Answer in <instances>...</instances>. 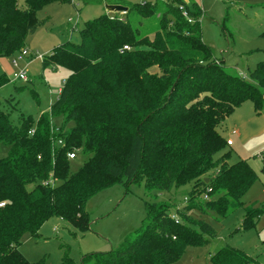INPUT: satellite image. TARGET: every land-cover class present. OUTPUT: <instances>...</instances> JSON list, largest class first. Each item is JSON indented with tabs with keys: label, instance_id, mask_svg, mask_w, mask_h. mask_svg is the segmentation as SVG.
Returning <instances> with one entry per match:
<instances>
[{
	"label": "trees",
	"instance_id": "trees-1",
	"mask_svg": "<svg viewBox=\"0 0 264 264\" xmlns=\"http://www.w3.org/2000/svg\"><path fill=\"white\" fill-rule=\"evenodd\" d=\"M53 2L73 0H0V57L25 48L46 22L38 11ZM160 2L117 0L128 8L123 18L89 21L80 44L67 41L44 56V67L66 68L69 76L50 113L36 124L23 115L14 124L0 107V144L9 148L0 159V264H31L19 251L22 240L38 236L52 218L89 229V200L114 183H144L149 194L187 185L191 191L175 214L165 203H146L139 230L117 249L85 256L82 264H175L187 247L216 236L193 212L224 218L244 206L256 173L247 160L230 164L229 151L215 155L229 147L219 129L237 108L252 102L258 114L262 110L264 61L248 79L228 73L202 39L203 9L192 1ZM8 81L0 77V88ZM58 116L73 122L72 130L52 133ZM54 137L64 145L55 147ZM80 148L88 159L71 174L67 154ZM50 177L57 180L53 188L42 185ZM261 212L264 207L247 209L242 228ZM254 262L225 247L209 264ZM63 264L75 262L65 257Z\"/></svg>",
	"mask_w": 264,
	"mask_h": 264
},
{
	"label": "rangeland",
	"instance_id": "rangeland-1",
	"mask_svg": "<svg viewBox=\"0 0 264 264\" xmlns=\"http://www.w3.org/2000/svg\"><path fill=\"white\" fill-rule=\"evenodd\" d=\"M125 1L131 5L161 4V0ZM185 1L197 3L204 11L202 39L210 47L213 57L224 62L228 73L248 79L249 71L264 61V0ZM116 2H53L38 11L39 20L46 21L45 24L29 36L22 51L0 57V77L9 80L0 88V107L14 124H19L21 115L32 117L36 124L41 114H49L69 76L66 68L44 67L42 58L64 42L80 44V30L89 21L103 15L123 18L122 12L107 8ZM14 61L18 67L13 66ZM19 72L26 73L28 82L14 80ZM52 123L66 132L74 127L73 122L65 124L64 116L54 117ZM219 132L232 145L215 155V159L229 151L228 162L247 160L257 180L243 197L244 206L231 211L228 216L219 218L212 212L191 214L193 218L209 223L216 236H205L204 239L209 240L206 245L187 247L175 264H209L212 255L225 247L243 252L255 261L253 264H264V212L253 218L252 226L242 228L247 209L264 207V162L261 157L264 154V104L258 114L252 102L244 103L225 120ZM8 151L6 145L0 144V159L5 158ZM76 155L70 162L71 174L78 172L88 159L83 148L76 150ZM190 191L191 186L187 185L170 192L149 194L144 183L129 187L111 184L93 195L86 206L89 229L74 227L62 218H52L41 226L38 236L26 234L19 251L31 264H63L65 257H70L75 264H82L85 256L117 249L128 235L139 230L146 218V203H165L175 214L177 208L185 205Z\"/></svg>",
	"mask_w": 264,
	"mask_h": 264
},
{
	"label": "built area",
	"instance_id": "built-area-1",
	"mask_svg": "<svg viewBox=\"0 0 264 264\" xmlns=\"http://www.w3.org/2000/svg\"><path fill=\"white\" fill-rule=\"evenodd\" d=\"M183 15L186 16V13L183 12ZM123 49L124 50H129V48L127 46H124ZM13 66L14 67H18V64H17L16 61L13 62ZM14 80L15 81L20 80V81H23V82H28V78H27L25 72H19V73L15 74ZM59 132H60V130L58 128H56V127H53L52 128V133H55L56 134V133H59ZM31 133H34V131L32 130ZM53 144H54L55 147H62L64 145L63 141L61 139L57 138V137H54L53 138ZM227 145L228 146H231L232 145V142L231 141H227ZM67 157H68V159L70 161L75 160L76 157H77L76 150H73L71 152H68ZM56 184H57V180L54 179L53 177H50L49 180H46V181H43L42 182V185L45 186V187H52L53 188V187L56 186ZM205 199H207V197H205ZM185 200L187 202V199H185ZM2 206H4L3 203L0 204V207H2Z\"/></svg>",
	"mask_w": 264,
	"mask_h": 264
},
{
	"label": "water",
	"instance_id": "water-1",
	"mask_svg": "<svg viewBox=\"0 0 264 264\" xmlns=\"http://www.w3.org/2000/svg\"><path fill=\"white\" fill-rule=\"evenodd\" d=\"M110 11L112 12H122V13H126L128 8L121 6V5H110L107 7ZM207 181V180H206Z\"/></svg>",
	"mask_w": 264,
	"mask_h": 264
},
{
	"label": "crops",
	"instance_id": "crops-1",
	"mask_svg": "<svg viewBox=\"0 0 264 264\" xmlns=\"http://www.w3.org/2000/svg\"><path fill=\"white\" fill-rule=\"evenodd\" d=\"M185 1V0H184ZM187 2V1H186Z\"/></svg>",
	"mask_w": 264,
	"mask_h": 264
}]
</instances>
